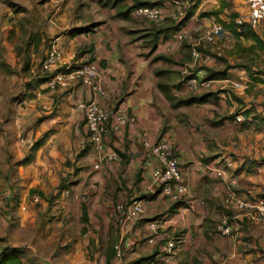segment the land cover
Wrapping results in <instances>:
<instances>
[{"label": "crops", "instance_id": "crops-1", "mask_svg": "<svg viewBox=\"0 0 264 264\" xmlns=\"http://www.w3.org/2000/svg\"><path fill=\"white\" fill-rule=\"evenodd\" d=\"M172 1L50 0L49 44L67 63H95L103 90L77 83L50 91L45 81H35L16 128L3 127L0 174L9 180L3 185L20 189L17 196L12 191L14 210L9 203L0 208V264H44L39 257L53 264H146L138 260L150 257L163 264L160 247L167 236L175 240L170 264H264V220L255 217L254 207L239 206L264 205V77L244 66L225 67L217 58L224 45L219 38L203 43L205 52L194 62L190 41L167 29L171 19L182 17L175 15ZM207 1L215 3L199 0L181 29L215 20L211 13L219 4L211 9ZM230 1L227 12L247 16L252 0ZM236 1L245 9L236 8ZM144 3L159 6L164 19L153 22L135 14ZM255 31L264 40V24ZM225 35L232 36L223 27L220 38ZM208 68H226V76L213 78L206 90H191L187 79ZM204 92L209 97L203 103H177ZM76 99L94 100L110 111L103 152L114 151V160L100 159ZM119 112L134 122L115 131L112 121ZM37 140L41 144L31 152ZM160 140L172 145L188 188L180 197L184 205L174 211L152 178L158 162L143 146ZM9 156L13 160L7 161ZM213 166L223 167L224 176L209 169ZM30 188L37 189L40 203L31 201ZM133 199H142L144 213L121 227L114 207ZM155 217L162 226L151 244L148 223ZM223 219L232 225L230 235L215 229ZM120 238L124 248L117 260L112 246Z\"/></svg>", "mask_w": 264, "mask_h": 264}, {"label": "built area", "instance_id": "built-area-1", "mask_svg": "<svg viewBox=\"0 0 264 264\" xmlns=\"http://www.w3.org/2000/svg\"><path fill=\"white\" fill-rule=\"evenodd\" d=\"M175 7V15L183 16L185 8L189 6L188 0H173ZM134 13L145 17L148 21H160L164 19L165 14L159 6H138L134 9ZM247 18V19H246ZM236 23H248L253 29H256L261 23L264 24V2L261 0H252L251 7L247 16L238 14L235 19ZM223 26L213 21L207 26L196 25L191 30L180 29L175 37L178 40H189L191 43L190 54L192 60L195 62L200 57L198 45L200 42H215L221 35ZM197 34V37L195 36ZM41 70L49 74V78L45 81L48 90H56L58 88L69 89L77 83L89 87L96 93H102V86L100 84L103 75L100 74L97 65L93 62H85L79 65L74 63H67L63 60L62 52L54 44L46 51L44 58L41 61ZM229 84L236 87H242V84L232 83L229 79H225ZM214 80L207 79L202 70L196 71L193 77L187 79V85L191 90L203 91L210 87ZM76 106L84 113L85 126L89 135V139L93 144L94 149L100 155V159L114 160L116 153L103 152V133L105 132V123L109 120L111 114L106 108L102 107L94 100L85 102L82 99H76ZM236 121H241L240 115L235 116ZM113 130L117 131L123 126L134 122V117L126 115L123 112L115 114L112 121ZM146 153L153 156L158 165L152 171V178L155 183L162 184V194L170 201H177L182 195L188 191L187 185L183 180L182 173L178 164L174 149L168 141L160 140L153 144L148 141L143 142ZM230 162H226L225 166H230ZM217 176H224L225 171L223 167L213 166L209 167ZM0 175V208L5 207L8 200H10V191L5 189L1 183ZM31 201L35 204L40 203L41 196L38 192L33 193ZM241 208H255V217L258 220H264V205L258 204L249 206L246 203H240ZM193 208V207H191ZM115 218L119 226L125 227L136 218L144 213V203L142 199H133L128 203H118L114 207ZM162 222L150 221L148 223V243L154 244L156 235ZM215 229L221 235L227 236L232 232V225L227 219L219 221L215 225ZM130 242H127L129 246ZM124 242L120 238L113 245L114 256L117 260L121 259L123 254ZM175 248V240L173 237L167 236L161 243L160 259L163 264H170L173 262V254ZM146 264H154L153 261H148Z\"/></svg>", "mask_w": 264, "mask_h": 264}, {"label": "rangeland", "instance_id": "rangeland-1", "mask_svg": "<svg viewBox=\"0 0 264 264\" xmlns=\"http://www.w3.org/2000/svg\"><path fill=\"white\" fill-rule=\"evenodd\" d=\"M235 3L239 10L245 9V5L241 2L236 1ZM49 4L50 0H0V135H2L3 127L16 128V119L21 115L20 107H24L27 98L33 95L35 81H38L42 75L40 66L44 51L46 47L51 46L50 39L46 35V26L48 25L46 21L50 14L47 11ZM205 4L213 9L219 2L215 0L213 4V2L207 1ZM219 14V19L229 20L227 10ZM214 21L220 23L216 19ZM196 25L199 24L193 25L187 31ZM195 36L197 37V34ZM219 39L224 42L220 48L223 52L219 51V55H221L219 57L225 59L224 61L219 60L220 62L225 65L240 64L264 77V51L257 48L251 49V45H253L251 39L241 38L236 41L237 38L233 35H225ZM203 43L205 42H200L198 46ZM29 156L31 155H27L25 160ZM11 158L13 160V157L9 156L7 161H11ZM17 163V160L13 161L14 165ZM10 175L14 177L15 173L10 172ZM1 181L2 186L10 191V200L13 196L12 191H15V196L19 194L18 185L13 190L7 186L9 181L7 178L2 180L1 177ZM3 181L7 185L4 186ZM35 191L37 189L30 188L29 197L33 192L36 193ZM10 200L7 202L9 203L8 207L14 210L15 202Z\"/></svg>", "mask_w": 264, "mask_h": 264}, {"label": "trees", "instance_id": "trees-1", "mask_svg": "<svg viewBox=\"0 0 264 264\" xmlns=\"http://www.w3.org/2000/svg\"><path fill=\"white\" fill-rule=\"evenodd\" d=\"M189 1H190V5L185 8L184 15L182 17L176 19V20H172V19L170 20V24L168 25L167 29L170 30V32H173L174 35L179 31V29H181L185 25V23L193 15V13L197 7V4L199 2V0H189ZM231 5H232L231 2H228L227 0H220L219 8L214 10L213 13H211V14H213V17H215V19L218 20L223 25L224 28L229 30L230 34L233 35L235 38H237V39L249 38L253 41V45H251V49L257 48L259 50L264 51V40L261 37V35L257 31H255V29H253L250 24H248L246 22L241 23V24L235 22V19L238 16L237 12H235V11L227 12V16L229 17L228 22L225 21L224 19H219V15H220L219 13H221L222 11H226V9H229ZM140 6H155V5H153L152 3H144ZM211 14L201 13L200 16H210ZM49 47L50 46L46 47V50H48ZM198 50L200 52H205V51H203L201 46L198 47ZM217 58H218V60H222V61L225 60L224 58H221V57H217ZM233 66L238 67V66H242V65L238 64V65H233ZM225 67H230V65L227 64ZM40 69H41V66H40ZM195 73H196V71L194 72V74ZM41 74L42 75L40 76L39 81H46L49 78V74L42 71V70H41ZM225 74H226V68L223 71H218V70H215L212 68H208V69H206L205 75H206L207 79H213L216 77L223 78L226 76ZM191 76H193V75H191ZM39 81H37V84ZM208 97H209V93L204 92V93L199 94V95H191L187 98L179 99L177 101V103L178 104H185V105H190V104H194V103H203ZM40 144H41V140L35 141L31 145L30 151L33 152L36 148H38V146ZM29 158H30V156L28 157V159ZM64 181L65 180L62 179V181L60 182L59 190H63L64 184H65ZM155 185H156L159 193H162L163 185L158 184V183H155ZM181 198L172 203V205L170 207V211H174V209H177V208L181 207L182 205H184V202L181 201ZM156 219H157V217L153 218L152 221H158ZM112 251H113V255H114L113 246H112ZM149 260H150V257H143V258L138 260V263H140V262L145 263V262H148ZM6 261L9 262V260H6ZM18 263L20 264L19 261H18Z\"/></svg>", "mask_w": 264, "mask_h": 264}, {"label": "water", "instance_id": "water-1", "mask_svg": "<svg viewBox=\"0 0 264 264\" xmlns=\"http://www.w3.org/2000/svg\"><path fill=\"white\" fill-rule=\"evenodd\" d=\"M39 259L41 260L42 263L44 264H53L51 260L49 259H45V258H42V257H39Z\"/></svg>", "mask_w": 264, "mask_h": 264}]
</instances>
